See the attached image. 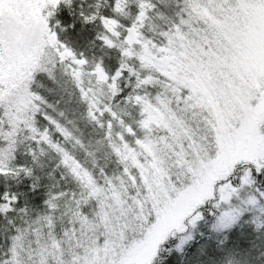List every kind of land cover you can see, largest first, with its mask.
Segmentation results:
<instances>
[{
  "label": "snow or ice",
  "instance_id": "6c2138e0",
  "mask_svg": "<svg viewBox=\"0 0 264 264\" xmlns=\"http://www.w3.org/2000/svg\"><path fill=\"white\" fill-rule=\"evenodd\" d=\"M0 185V264H264V0H0Z\"/></svg>",
  "mask_w": 264,
  "mask_h": 264
},
{
  "label": "trees",
  "instance_id": "16d2710c",
  "mask_svg": "<svg viewBox=\"0 0 264 264\" xmlns=\"http://www.w3.org/2000/svg\"><path fill=\"white\" fill-rule=\"evenodd\" d=\"M175 11H178V9H173L169 13V15H174ZM60 19L62 21H69L71 18L67 14H62ZM72 45L76 47L79 51H84L86 55H88L90 58L95 54L99 55V53L96 50L89 48V42L94 39V33H91L89 30L85 29L83 31L77 30V31H70L68 33L67 37ZM109 64L115 68L117 66V63L115 60H110ZM61 85H63V82H61ZM61 85H57L51 82H48L45 84V87L41 90L42 94L45 95L49 101V103H52L54 105H58L60 110H67L69 119L73 118V111L77 108V104L75 101L72 103H65V100L68 98L65 96V93L62 91ZM65 87H70L66 82L64 83ZM61 97H64V100L61 99ZM82 111V109H81ZM77 116H79V112L76 113ZM110 167H114V165H111ZM30 184L29 181H26L24 185L20 186L21 191L29 192L30 199L32 200V203L35 205H42L43 204V197L41 194H31L28 188V185ZM3 186L0 185V191H3ZM247 231V230H246ZM232 240L234 242L239 243L241 240H243V237L239 236V234H234L232 237ZM201 244L208 243L206 240H201ZM199 247V244L194 245L192 248H190L189 255L187 259L184 261V264H201L202 261H206L207 257L200 256L197 254L196 249ZM254 255L259 257V251H255ZM166 264H180V260L178 256H173L169 258V260L166 262ZM257 264H259V261H257Z\"/></svg>",
  "mask_w": 264,
  "mask_h": 264
}]
</instances>
